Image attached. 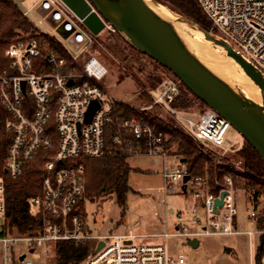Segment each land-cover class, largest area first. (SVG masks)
I'll list each match as a JSON object with an SVG mask.
<instances>
[{
    "label": "built area",
    "instance_id": "built-area-1",
    "mask_svg": "<svg viewBox=\"0 0 264 264\" xmlns=\"http://www.w3.org/2000/svg\"><path fill=\"white\" fill-rule=\"evenodd\" d=\"M211 25L215 36L230 45L238 56L250 63L264 75V0H198ZM38 11L49 24L60 32L53 35L63 52L76 64L67 63L66 56L55 48L48 47L36 37L18 38L5 48V63L0 69V104L5 114L4 130L9 134L3 174L17 178L23 167L35 158L40 150H48L56 137V148L43 164V175L39 193L28 199L29 210L40 219L31 233L1 236L0 264H34L27 253L37 258L35 251H53L60 240L84 244L95 241V246L81 261L82 264H186L182 255H169L167 244L136 242L138 237L159 236L166 238L177 235L197 238L204 234L234 235L238 213V188L231 174L215 180L218 192L209 189V175L191 176L185 164L174 170L162 171L163 184L156 195L158 203L176 192V186L185 193L190 185L194 198L203 209L201 217L192 207L193 216L180 219L175 231L145 233L130 227L121 233L96 234L86 225L84 201V160L99 158L104 153L121 149L130 155H159L166 158L175 146L165 147L167 136L155 125L142 117L116 116V104L122 102L107 94L100 79L107 72L104 65L94 56L79 62V56L93 43L92 33L84 26L62 0H37ZM25 15V13L23 12ZM104 29L115 32L116 28L102 16ZM69 80H72L69 83ZM152 101L139 109L150 110L152 105L168 109L175 123L197 143L213 152L236 150L226 145L225 134L230 123L216 110L207 108L191 117L189 112L171 106L179 95V86L169 76L154 89H149ZM98 107L89 121H85L86 109L92 100ZM124 103V102H122ZM127 104V103H126ZM130 106V105H129ZM117 131L107 139L110 123ZM217 162L223 157L217 156ZM241 170L240 160L231 162ZM189 179L183 183L185 175ZM185 190H184V189ZM4 180L0 176V226L4 231ZM221 198L222 205H214ZM248 218L256 222V233L264 232V198L250 193L246 196ZM153 202V201H151ZM261 225V227H259ZM103 245L98 249V243ZM23 256L22 259H19ZM258 264H264V254Z\"/></svg>",
    "mask_w": 264,
    "mask_h": 264
},
{
    "label": "rangeland",
    "instance_id": "rangeland-1",
    "mask_svg": "<svg viewBox=\"0 0 264 264\" xmlns=\"http://www.w3.org/2000/svg\"><path fill=\"white\" fill-rule=\"evenodd\" d=\"M14 1L18 4L21 11L25 13V16L28 17L31 23L35 25L38 31L49 35L51 34L58 38L61 37L60 32L47 22L45 16L39 13L37 9V0ZM151 1L155 2L154 0ZM177 17L179 19H183L180 15ZM174 23L178 31L183 30L187 32V35L195 43V46L188 44L190 49L193 50L192 55L195 56L194 54H196V56H198L213 72L224 79L229 85L231 84L233 87L241 90L243 95V89L247 87L255 93L261 92V90H258L257 86L256 88H253L248 82H246L243 75L238 72L233 63L227 58L226 51L224 53L221 52L218 44H215L214 42H206L197 33L193 32V30H200L198 26L195 27L186 22L187 27H189L187 28L181 22ZM117 32L122 34L125 39L129 40L128 37L118 29H116L115 32L104 29L97 35L92 34L93 46L88 48V50L83 51V53L79 56V62L82 63L85 58L91 55L94 56L107 70L102 79L99 81L103 90L115 99L127 103L132 107L138 108L139 106H143V104H147L139 94V82L143 83L145 81V75L151 69V60L150 57L146 55L140 58L127 55L126 51L119 44V41L114 39L115 35H118ZM208 37L212 39L216 38L214 32L205 33L204 38L209 40ZM189 54L191 55V53ZM196 56L193 58L196 59ZM226 69L230 72L229 74L224 71ZM160 76L165 78L167 75L160 72ZM263 99L264 97L261 98L260 101L257 97V103L253 104L252 107L254 109H259L262 112V117L264 118ZM150 109L163 118L170 114L168 109L162 107H150ZM200 109V107H194L190 109L188 115L195 118L196 115L199 114ZM225 139L226 145L230 147H239L243 143L242 136L233 126H230L227 129ZM172 152V150L168 151L166 158H162L161 156L155 154L130 155L127 158L131 167V171L129 172V185L134 193H128L126 197L125 215L120 218L121 210L117 206L114 198L110 196H106L104 199H99L94 202L85 203L84 208L86 209L87 214L86 225L90 231L96 234H105L107 232L121 233L127 231L130 228V223L134 220L135 215L140 212H150L151 207L149 206L152 203H154V209L152 214H149L148 220L153 221L155 216L158 215V202L156 200V195L158 194L163 197L159 190L163 184V177L161 173L163 170L168 172L181 165L180 158ZM216 153L217 156H222L223 158L227 157L230 159V162L237 161L239 159L234 153V150L233 152L227 151L223 154L219 151ZM238 179L241 180L240 178ZM237 188L238 213L236 216V228L240 231L250 232L251 235H247L246 233H235L234 235L204 234L203 236L197 237L199 244L196 247L186 244L187 239L177 235H170L166 238L159 236L138 237L136 242L146 244H167L169 255L184 256L186 264H258L260 257L264 254V242L262 250L263 253L259 258H256V247L260 244V235L264 236V232L256 233V222L249 219L246 212L247 207H250V204L245 198L247 195L244 190L239 187ZM187 189L188 190L183 193L179 190V186H176V192L169 193V195L164 197V201L161 205L162 213L166 215L167 209L169 208H172L173 212L165 217L164 225L148 227L145 230L147 233L154 234L165 231L170 233L175 231V225L180 219L177 212H182V218L191 217L194 215L192 212L193 206H197L199 208L196 216L201 217L203 209L200 202L194 198L189 184L187 185ZM151 193L154 194L155 200H153L154 198L150 196ZM146 199L147 202H143L144 200L146 201ZM3 228L4 231L0 233V237L13 235L14 232H11L10 229L4 225ZM226 248H229L230 251L227 252ZM1 253L2 245L0 244V254ZM35 253L37 254V258H33L32 255L27 253V256L33 260L34 264H55V258L52 255V251L45 252L41 248L37 249ZM79 264L82 263L80 262Z\"/></svg>",
    "mask_w": 264,
    "mask_h": 264
},
{
    "label": "trees",
    "instance_id": "trees-1",
    "mask_svg": "<svg viewBox=\"0 0 264 264\" xmlns=\"http://www.w3.org/2000/svg\"><path fill=\"white\" fill-rule=\"evenodd\" d=\"M164 5L175 15L182 17L188 24L198 26L205 32H214V27L202 10L198 0H154ZM114 39L126 51L127 55L140 58L144 56L135 45L125 39L117 32ZM34 38L55 48L60 55L66 56L67 63L76 66L71 58L63 52L60 44L52 36L38 31L27 16L23 14L14 0H0V69L5 63L3 53L11 41L18 38ZM93 46V43L90 47ZM151 60V69L146 73L145 81L139 82V94L147 104H150L152 97L147 93L149 89L156 88L162 81L163 72L178 83L179 95L171 102V106L180 111L190 112L194 107H200V112L208 108L203 100L190 92L187 87L179 81L166 67L164 68L157 61ZM151 107L158 108L157 105ZM116 116L142 117L149 123L155 125L156 129L167 136L164 146H175L173 154L177 155L182 164H185L186 171L191 176L201 175L205 171L209 175V189L218 192L215 180H221L224 174H231L237 187L244 190L245 194H252L254 198H264V160L257 153L254 147L243 139L241 146L234 150L240 160V169H237L230 159L223 158L217 162L216 153L206 149L202 144L193 140L182 128L177 125L170 114L165 118L150 110H142L129 106L126 103L116 104ZM5 114L0 104V176L4 180V226L18 233H31L40 222L39 217L33 216L29 210L28 199L39 193L43 175V164L46 159L53 155L56 148V137L53 146L48 150H40L34 159L28 161L23 167L22 174L17 178H10L3 174L4 159L6 155L9 134L4 130ZM117 131V126L110 123V130L107 132V139ZM129 154L121 149L112 153H104L99 158H87L84 160V201L81 202L87 217L85 203L104 199L106 196L114 198L120 208V218L125 215V201L128 193H134L129 185V172L131 167L128 163ZM240 178L241 180H239ZM246 198V197H245ZM261 227V225H259ZM264 236L260 235V244L256 247V258L263 253ZM95 246L94 240L84 244L68 240L57 241L53 245L52 255L55 264H79L86 255L92 252Z\"/></svg>",
    "mask_w": 264,
    "mask_h": 264
},
{
    "label": "water",
    "instance_id": "water-1",
    "mask_svg": "<svg viewBox=\"0 0 264 264\" xmlns=\"http://www.w3.org/2000/svg\"><path fill=\"white\" fill-rule=\"evenodd\" d=\"M62 1L82 20L92 34L97 35L103 30L104 22L101 16L124 33L131 44L164 68L166 67L190 92L221 114L264 160V118L245 102L238 91L230 89L215 75H211L198 60L185 51L177 42L168 24L152 12L143 0H109V5L103 4L100 0H90L91 3L88 0ZM208 39L222 46L227 56L232 57L244 74L250 77L262 94L264 93V75L240 58L230 45L216 38L208 37ZM71 82L72 80H69V83ZM97 107V100L94 99L89 103L85 121L91 119ZM189 177L190 175H185L182 180L184 184ZM150 196L155 200L154 194L151 193ZM221 203V198H218L214 205L218 207L222 205ZM1 231L0 226V233ZM186 244L196 247L199 240L187 238ZM102 245L103 242L100 241L96 249ZM226 251L229 252L230 249L226 248ZM22 258L23 256L19 257Z\"/></svg>",
    "mask_w": 264,
    "mask_h": 264
},
{
    "label": "bare ground",
    "instance_id": "bare-ground-1",
    "mask_svg": "<svg viewBox=\"0 0 264 264\" xmlns=\"http://www.w3.org/2000/svg\"><path fill=\"white\" fill-rule=\"evenodd\" d=\"M103 4L105 5H109V0H100ZM145 2V4L151 9L152 12H154L159 18H161L162 20H164L168 26L171 28V30L173 31L177 42L179 43V45L187 52L191 53L192 55V51L189 47L188 44H190L191 46H195V43L193 42V40L187 35V32L180 30H177V27L175 25L174 22L177 23H182L185 27H187L186 22L183 19H179L174 13H172L171 11H169L164 5L162 6L161 4L152 2L151 0H143ZM190 25V24H189ZM189 28V27H187ZM193 32L197 33L201 38H203L206 42L211 43L210 40H206L204 38L205 33H203L200 30H193ZM219 48L221 49V52H225V49L218 45ZM196 56V54H194ZM193 56V55H192ZM195 56H193L195 58ZM196 60H198L203 66L204 68L211 74V75H215L219 80H221L224 84H226L230 89L236 90L238 91L241 96L243 97V99L245 100L246 103H248L250 106H252L253 104L257 103V97L259 98V100L261 101V98L264 97V93L261 94L260 93H255L253 90H251L249 87L244 88V95L241 92V90L233 87L231 84L229 85L224 79H222L219 75H217L215 72H213L198 56H196ZM227 58L233 63V65L235 66V68L238 70V72L240 74L243 75L244 79L246 80V82L249 83V85L253 88H256V85L253 83V81L250 79V77L247 74H244V72L242 71L241 67L239 66V64L232 58V57H228ZM228 65V64H226ZM232 69V68H230ZM226 71V73H230L227 69L224 70ZM233 72V70H232ZM260 90V89H258ZM257 96V97H256ZM256 113L260 116H262V112L259 109H255Z\"/></svg>",
    "mask_w": 264,
    "mask_h": 264
},
{
    "label": "crops",
    "instance_id": "crops-1",
    "mask_svg": "<svg viewBox=\"0 0 264 264\" xmlns=\"http://www.w3.org/2000/svg\"><path fill=\"white\" fill-rule=\"evenodd\" d=\"M143 202H147V199H146V201L144 200ZM153 205H154V203H152L149 206V207H151L150 208L151 209L150 212H147V213H143V212L137 213V215H135L134 220L130 223L131 224L130 227H133L134 229L140 230L141 232L147 233L145 230L148 227H154V226H162V225H164V219H165V217L168 214L172 213L173 212V209L172 208L167 209V214L164 215L162 213V206H161L162 204L161 203H158V215L155 216V219H153V221H149L148 220V217H149V214H152V212H153V209H154Z\"/></svg>",
    "mask_w": 264,
    "mask_h": 264
},
{
    "label": "flooded vegetation",
    "instance_id": "flooded-vegetation-1",
    "mask_svg": "<svg viewBox=\"0 0 264 264\" xmlns=\"http://www.w3.org/2000/svg\"><path fill=\"white\" fill-rule=\"evenodd\" d=\"M88 2H89V3H91V1H90V0H88ZM91 5H92V4H91ZM92 6H93V5H92Z\"/></svg>",
    "mask_w": 264,
    "mask_h": 264
}]
</instances>
